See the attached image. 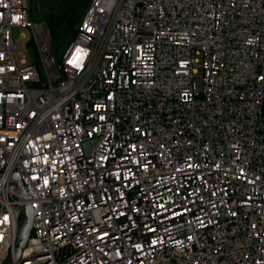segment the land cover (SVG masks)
Segmentation results:
<instances>
[{
	"label": "built area",
	"instance_id": "1",
	"mask_svg": "<svg viewBox=\"0 0 264 264\" xmlns=\"http://www.w3.org/2000/svg\"><path fill=\"white\" fill-rule=\"evenodd\" d=\"M28 2L0 0L18 263L264 264V0H90L57 62ZM25 205L0 173V264Z\"/></svg>",
	"mask_w": 264,
	"mask_h": 264
},
{
	"label": "trees",
	"instance_id": "2",
	"mask_svg": "<svg viewBox=\"0 0 264 264\" xmlns=\"http://www.w3.org/2000/svg\"><path fill=\"white\" fill-rule=\"evenodd\" d=\"M89 2L90 0H29L28 21L34 28H46L48 41L42 47L52 55H60L74 38Z\"/></svg>",
	"mask_w": 264,
	"mask_h": 264
},
{
	"label": "water",
	"instance_id": "3",
	"mask_svg": "<svg viewBox=\"0 0 264 264\" xmlns=\"http://www.w3.org/2000/svg\"><path fill=\"white\" fill-rule=\"evenodd\" d=\"M46 59L48 61H52V54L46 55ZM0 173L9 175L11 178L14 179L26 203V205L23 207V210H22L23 219L21 220V223L19 225L17 240H16V243L13 249V256L10 262V264H19L18 261L23 259V257L21 256V252L26 245V242L29 238V234L32 228V222H33V217H34L33 209H32V200L17 170L5 165L3 158L0 162Z\"/></svg>",
	"mask_w": 264,
	"mask_h": 264
},
{
	"label": "rangeland",
	"instance_id": "4",
	"mask_svg": "<svg viewBox=\"0 0 264 264\" xmlns=\"http://www.w3.org/2000/svg\"><path fill=\"white\" fill-rule=\"evenodd\" d=\"M34 29L36 33H38L37 34L38 44L40 46H43L44 44L43 47H45L48 41L46 28L44 26H40L39 28L35 27ZM39 31H40V34H39ZM19 32L21 36L19 38H16V42L18 45V52H23L26 55L29 62H35L36 61L35 60V56H36L35 46L36 45H35L34 40L32 41V32L30 28L22 27ZM45 53H47V55L50 54V52L47 49ZM60 55H52V61L57 62ZM8 262L9 260H7L4 264H8Z\"/></svg>",
	"mask_w": 264,
	"mask_h": 264
}]
</instances>
